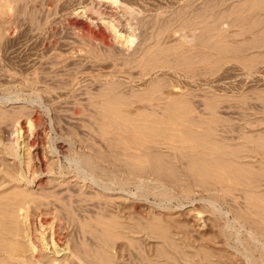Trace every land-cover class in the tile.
<instances>
[{"label": "bare ground", "instance_id": "6f19581e", "mask_svg": "<svg viewBox=\"0 0 264 264\" xmlns=\"http://www.w3.org/2000/svg\"><path fill=\"white\" fill-rule=\"evenodd\" d=\"M35 3L0 0V20L5 44L33 43L18 63L27 72L26 86L41 87L38 95L55 115L56 137L42 113L28 104L15 102L0 112V132L5 129L16 137L14 144L0 141V264H123L118 261V236L127 237L135 248L144 236L154 239L155 255L142 257L141 264H225L224 253L215 252V236L200 235L199 244L187 241L191 229L168 208L165 218L152 221L131 216L150 192L147 185L153 182L148 178L155 181L154 193L162 203L174 200L173 189L201 193L211 202L240 190L248 200L242 208L249 204L243 211L234 208L232 216L251 227L254 247L263 249L258 241L264 239V121L248 107H238L245 115L244 126L233 134L228 126L232 135L225 136V129L221 135L223 125H217L227 122L220 114L229 111L207 97L202 107L209 117L197 116L196 100L176 80L177 75L212 80L208 75L225 67L228 55L251 66L248 70L260 61L264 0L225 8L214 1L195 6L183 0ZM225 17H232V26L240 24L244 39L229 40L234 32L221 29ZM62 24L67 30H58ZM46 28L54 32L48 34L51 40L42 55ZM185 29L193 35L195 49L180 44L178 33ZM22 46L17 48H26ZM249 53H255V63ZM260 98L264 102V95ZM118 172L141 186V200L121 206L128 214L122 218ZM216 213L207 218L212 228L222 219V212ZM188 215V221H198ZM217 231L225 239L230 226L219 225Z\"/></svg>", "mask_w": 264, "mask_h": 264}, {"label": "rangeland", "instance_id": "374dc122", "mask_svg": "<svg viewBox=\"0 0 264 264\" xmlns=\"http://www.w3.org/2000/svg\"><path fill=\"white\" fill-rule=\"evenodd\" d=\"M208 1H214V2H216L217 6H219V5L221 6L220 8H222V7L225 8V7H229V6L232 7L234 5L236 6L237 4L239 6H243V4L240 5L242 2H248V1L252 2L253 0H183L184 3L193 4L195 6L201 5V3L208 2ZM254 1H257V0H254ZM34 2H36L35 4H37V5L41 4V0H34ZM36 16L40 17L41 15L37 14ZM39 17L38 18L36 17L37 21L40 19L42 20V18H39ZM230 18L232 20V17H230ZM230 18L229 17L228 18H226V17L222 18L223 22L221 24V29L223 28L224 32H228L229 30H230L229 32L232 31L231 33L237 32L235 35L233 33L232 35L229 36L230 41L233 39H234V41L244 39V34L243 33L240 34V32H238L240 29V24H233V26H232L231 25L232 23H230L231 22ZM1 23L2 22L0 20V112H1V110L3 112L5 110L9 111L11 106H14L13 104H15V102H22L21 105H25V106H27V104H28V107H30L31 109H38L42 113L46 124L49 125L48 127L50 128V131H52L53 120H54L53 118H55V115L52 112V110L50 111V109L47 108L44 105V103H42V102H44V100H42V96H39L40 93H38L39 92L38 89L41 87H39V88H37V87L33 88L32 87V89H31L29 86H26L27 85L26 80H27L28 75H27V72L25 70H23L24 69V68H22L23 66L22 65H21L22 67L20 66V63L22 64L21 58L24 59V56H27L30 54V53H27V51L28 52L31 51L30 47L33 46V43L30 41L28 43L23 42L22 45L26 48H22V49H20L21 48L20 46H22V45H17V46L15 45L14 46V44L10 45L8 43H6L7 44L6 45L5 44L6 41H5V37H4L5 32H4L3 24H1ZM64 29L67 30L66 26L63 24L60 25L58 28L59 31H64ZM234 29L236 31H234ZM46 30L47 31L44 33V37H43V39H45V42L43 43L44 48L42 47L41 51H39L40 54L46 53V51H47L46 46L49 45L50 40H51L49 33L54 32V30L49 29V28H46ZM247 36H248V34H245V37H247ZM178 39H179L180 44H182V46L185 49H188V50L195 49V46L193 45V43H191V42H194L193 35L191 34V32L188 29L187 30L186 29L181 30L178 33ZM84 41H86V40H84ZM85 43L89 44L88 41H86ZM30 44H31V46H30ZM9 45H10V47L11 46H13V47L9 48ZM17 47H20V48H17ZM263 48L261 49V51H259V53H262V55L264 54ZM13 51H15V52L17 51V53L18 52L19 53L18 54L14 53V55H13ZM259 53L257 55H259L260 57L258 56V58H256L257 59L256 61H258V60H260V61L256 62V64L258 63L257 65L255 64L256 66L253 64L254 66L251 69H249L250 71L248 70L249 66H246V65H245L246 67L242 66L244 64H242L241 61L239 62V59H237L236 57L235 58L231 57V59H230L229 58L230 55H228L229 57L227 56L225 60L226 61L229 59L230 60L228 61V63L224 60L223 62L225 63V65H224V63L222 64L226 68L223 66L219 67L220 66L219 65L218 66L219 71H217V72L215 71L214 74H216V75H214V74H213V76H212V74L210 76L208 75V77L212 80H208L207 82L205 81L207 75H205V77L204 76L202 77V79H205L204 81L201 79H198V78H195L196 79L195 80V79L189 78L187 76L177 75V77H178V79L176 80L177 84L179 83V86L182 87L183 91L186 93L192 94V96L190 95V97H192V99H194V101L196 100V102H194V104H195L194 107L196 110L195 114L197 116H200V117L203 116L202 118L209 117L208 112L205 110V106L202 107L203 106L202 102H204V100L208 101L209 97L210 98L212 97L213 99L216 98L215 102L217 101L216 104H217V107L219 109L223 108V109H227L229 111L228 115L220 114V116H224L226 118V122H227V124L219 123L217 125L218 128L222 127V125H223V127L219 129V132L223 133V134L220 133L221 135H224V132H223L224 129H225L224 131L227 130L225 132V136L226 135L230 136L233 134V130L235 133L236 129L241 128L240 126H242V127L244 126V124H245L244 123V117H242V116H245V115H243V109L240 111V109L238 107H241V108H243V107L247 108L248 107L247 109L250 110V112L252 113V115L255 116L256 119H260L261 121H264V102H262L261 98H260L264 94L262 96H259L260 94H262L264 92V56H261V54H259ZM25 54H27V55H25ZM80 54L79 55L76 54V57H78L77 59L81 58V57H79ZM251 54L253 55L255 53H251ZM251 54H250V56H251ZM19 56H21V57L19 58ZM16 57L19 59L17 60ZM252 58H250V60ZM233 59L236 61H234ZM18 62H20V63H18ZM232 62H233V65H232ZM252 63H255L254 58H253ZM198 67H200V66H198ZM223 68L225 70L226 69L227 70L224 71ZM199 69L203 70V67H200ZM222 69H223V71H222ZM228 70L230 72H228ZM252 70H254V71H252ZM222 72L223 73L225 72L223 74V77H221ZM219 73H220V75H219ZM78 79H80V78H78ZM214 79H215V81H214ZM258 96H259V100H258ZM241 99H242V101H241ZM197 100L199 102H197ZM200 100H201V103H200ZM243 100H245V101L243 102ZM245 104H247V105H245ZM15 105H18V104H15ZM202 111L203 112L206 111V113L203 114V113H201ZM14 120L16 121L17 118ZM224 125H225V127L226 126L227 127L225 128ZM88 126L91 127L92 131L96 132V129H95L96 127L92 126V124L91 125L88 124ZM228 126H233L232 130H231L232 132L230 131L232 134L229 132L230 127L228 128ZM238 126H239V128H237ZM260 128H264V122H261ZM53 129H54V127H53ZM5 131H6L5 129L1 130L0 141L2 140L4 143H9V142L11 143L12 142L14 144L16 141V137L14 136V134H13V136H9L8 133ZM54 133L55 132L52 131L50 133V135L52 137H56V135H55L56 133L55 134ZM46 141H47L46 146L48 147L50 145L51 140L47 139ZM39 157H41V156H39ZM63 162L66 163V159H63ZM148 180H151V181H148ZM147 181L153 182V183L147 185L150 188V192H148V195L145 196L146 198L144 197V199L141 200L140 195H139L141 193L140 192L141 186L139 185V182L137 180H135V178L133 179V177L131 179V176L127 175L126 173L120 172V174H119V172H118V198H119L118 199V205H119L118 206V217L121 216L120 218H122L125 215H128V214L122 213V209L120 210V208H122L121 206H125V205L131 203L132 200L134 201V198L135 199L139 198L141 201L139 204L140 205L139 210H137L138 214H137V212H135L131 215L135 220H137V221H139V220L140 221H152V219H154L156 216L158 218H159V216H160V218H163V217L165 218L167 214L163 210L165 208H168V210L170 212H173L177 216V220L181 224L184 223V224L188 225L189 230L191 229L190 231H192V232H190L191 234L189 233V235H188L189 237H187V239H186L187 241L189 238V240L193 239L196 241V244H199L200 241L197 239H198V237H200V235H203V234L209 235L210 234L211 236H215L216 241H218L215 243L216 247L214 246V249L216 250L215 252L219 253L222 251L224 253L225 256L222 253L221 254L223 255L222 258H223V261L225 260L224 261L225 264H248V263H250V264H252V263L253 264H264V248L261 249L262 251L260 249L257 250L255 248L257 246V244L254 242V240L252 241L251 237H249V236H251L250 234L253 233L251 227L248 224H246L245 222H243L242 220H240V221L235 220L234 221V218H233L234 208H238V209L243 211L244 209H246L244 207H247V205L249 204V203L248 204L246 203L245 206H243V208H242V205H244L245 202H248V200H244V198H242L244 196H242V193L240 192V190L236 189L235 191H237V192H235V193H234V191H232L234 197H233V195L227 196L228 198L223 196L219 199L220 202L219 201L211 202V200H209L207 197L203 196L201 193L196 192V193H192V195H190V194H187L186 192H185V194L183 192H180L179 189L171 188L174 190V192L172 190H170L171 191L170 193L174 194V195L172 194V196H175L173 198L174 200L162 203L163 200L159 199L160 197L156 198L157 193H154L155 189H153V188H154V182L155 181L152 178H148ZM121 183H123V184H121ZM237 193H238V197H237V195L235 196V194H237ZM239 193H241V195ZM152 194L153 195L155 194V196H153ZM229 197H232L235 200L233 201V199L232 198L230 199ZM236 197H237V201H236ZM238 198H239V200H238ZM229 200L231 201L230 203H233V205L228 203ZM207 201H209V202H207ZM240 202H242V204ZM212 204H214L215 206L214 205L211 206ZM212 208H214V209L216 208V209L214 210ZM213 211H214V213H216L215 211H218L216 214L217 215L223 214L222 215L223 217L221 216V218H222L221 221H219V222L217 221L215 226L212 228L211 225H209L210 223L207 221V218L213 214ZM220 211L222 212V214ZM227 212H228V214H227ZM134 214H135V216H137L136 218H135ZM188 214H192L194 217H197L198 221H196V222L188 221L189 220ZM198 214H199L200 218L198 217ZM125 217H127V216H125ZM190 223L193 225H191ZM226 224H229V226H230V234L227 238L224 239V238H221L218 236L219 232L217 230H219V225H220V227L221 226L223 227ZM196 235H197V237H196ZM120 237L118 236V250H117L118 261L120 263L136 264L138 262L137 264H139L142 261V257L152 258L155 255L154 254L156 252L155 249L157 248V246H155V245H157V243L155 241H153L154 239H150L147 236L142 237L139 241V244H138L139 246H137V248H138L137 249V248L133 247V245H131V242L128 240L127 237H123V236H122V238H120ZM248 238H251V239H248ZM250 242H251V245H250ZM258 242L261 243L262 245H264V239L261 240V242L260 241H258ZM247 243L249 246L247 245ZM250 248L251 249L253 248L252 252L255 251V254H254V252L250 253V251H251ZM248 252L250 253L249 255H248ZM217 255H219V254H217ZM253 257L257 261H255L253 259ZM249 259L250 260L253 259V260L250 261Z\"/></svg>", "mask_w": 264, "mask_h": 264}]
</instances>
